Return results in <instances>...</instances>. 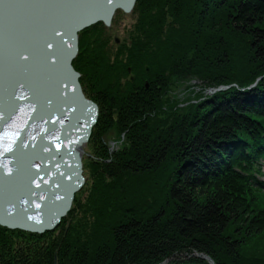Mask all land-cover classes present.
Segmentation results:
<instances>
[{
	"label": "trees",
	"instance_id": "trees-1",
	"mask_svg": "<svg viewBox=\"0 0 264 264\" xmlns=\"http://www.w3.org/2000/svg\"><path fill=\"white\" fill-rule=\"evenodd\" d=\"M136 5L141 33L130 46L112 59L96 42L99 22L83 31L73 61L101 98L93 102L109 124L102 130L116 126L128 145L117 160H104L99 189L113 188L116 204L97 203L91 248L77 250L72 262L212 264L198 256L205 254L214 264H264V192L255 176L264 158V0ZM168 72L206 85L185 115L178 102L169 104L176 119L164 129L158 115L166 110ZM221 86L229 88L206 95ZM171 165L177 167L169 171ZM69 236L30 262L55 264L69 253Z\"/></svg>",
	"mask_w": 264,
	"mask_h": 264
},
{
	"label": "water",
	"instance_id": "water-1",
	"mask_svg": "<svg viewBox=\"0 0 264 264\" xmlns=\"http://www.w3.org/2000/svg\"><path fill=\"white\" fill-rule=\"evenodd\" d=\"M136 2L137 0H0V69H12L8 73L23 71L35 55V63L30 64V67H34L31 71L43 67L45 63L49 69L48 78L57 83L50 87L51 91L39 86L40 90L43 89L41 93H37L41 96L46 94L45 98L53 101L50 106L46 101L43 105H48L50 110L59 111L64 116L60 122L67 125V129L61 132L65 139L60 141L58 136L55 139L56 143L63 142V145L55 148L57 155L50 161L52 167L56 163L57 172L67 171L65 175L71 177L80 172V166H76V149L82 140L86 142L90 138L99 118L98 106L86 98L79 81L80 74L73 66L79 53V33L99 22L109 26L118 10L130 13ZM116 41L120 43L118 39ZM24 54L29 57L27 61H21L20 57ZM47 57L53 58L52 64L43 62ZM129 72L131 73V69ZM130 81H134V76H130ZM228 88L221 86L209 91L215 93ZM78 131L86 134L84 137H75ZM49 167H43L42 172ZM56 178L61 181L64 176L56 175ZM208 261L214 264L209 257Z\"/></svg>",
	"mask_w": 264,
	"mask_h": 264
},
{
	"label": "rangeland",
	"instance_id": "rangeland-1",
	"mask_svg": "<svg viewBox=\"0 0 264 264\" xmlns=\"http://www.w3.org/2000/svg\"><path fill=\"white\" fill-rule=\"evenodd\" d=\"M135 7H137V5ZM135 7L130 13L118 10L109 26L105 25V23H97L99 24V31L97 32L99 36L98 39L96 38V42L97 44H103L106 53H109L112 59L122 47L130 46L132 44V40L138 36L137 34L141 33V29L139 31L136 28V26L138 27L139 15L135 11ZM187 26L188 24H185L184 28L186 29ZM176 28H178V25ZM83 31L79 33L80 42ZM91 33L92 32H90L88 36H90ZM92 37H94V35H92ZM117 39L120 41L119 44L116 41ZM90 42H93V39H91ZM82 47V45L79 47V53L81 52L80 48ZM191 53H193V51H191ZM121 57H123V55H121ZM209 62L210 61H206L205 64H208ZM168 74L170 79V87L166 96L163 98L166 110L158 115L159 120H164L167 122L168 126H164V129H170V127H172L174 124V120L176 119L174 109L169 107V104L171 105L172 103L178 102V107L182 108V110H179V113L185 115L187 113V109L190 107V103L196 102V98H202L205 96L201 91V87L206 85L205 81L204 85V82L194 75L189 78H181L175 76L171 72H168ZM127 80V78H124L122 83H126ZM79 81L83 93L87 96V99H92L91 101L95 100L101 103V98L98 97L94 87L89 84L86 78L82 79L81 74ZM213 94L214 93H210V91L206 93L207 96H212ZM182 114H180V117ZM107 125L109 124H103L101 123L100 119H98L97 124L92 129L90 138L78 147L76 155L78 161L82 165L85 183L75 193L74 201L70 211L62 218L61 222L55 227V229L50 232L46 231L44 235L42 234V236H40L38 234H30L28 232L18 231L19 229L9 231L6 230L7 228L4 229L5 227L3 228L0 225V264H35L30 261L36 257V253L38 251L42 250L45 252V249L48 250L52 243H60L63 237L66 235H70L72 238V240L66 244L70 251L65 256L61 257V260L57 258V260H55V264H73L71 256L77 250H90L93 232L95 229H98V218L96 216L97 203L100 201L102 203H106V205L112 206V203L116 199V197L111 196V191L113 188H106L107 190L102 191L99 189V186L104 183L102 179L98 177H100L102 174L101 172H103L102 169L106 164L105 161H107V159L109 161L112 159L117 160L122 148L128 145L125 139H120L121 134L116 126L112 125L107 127V129L102 130V128L106 127ZM150 146L151 147L147 148V151L154 150L152 142L150 143ZM175 167L177 166L173 167L171 165L168 167V169L169 171H172L175 169ZM165 172L168 173V171ZM156 176L157 175H152L153 181L157 180ZM106 182L109 183L111 181L107 180ZM161 184H159L158 190L163 189L164 192L165 188L164 186L161 187ZM111 185L115 186V191L121 186V181ZM129 197H131L130 194L128 195L127 200L131 202ZM131 212L134 214L135 211ZM198 256L208 260V256L205 254H198ZM167 263L168 262L165 264ZM90 264H92V262Z\"/></svg>",
	"mask_w": 264,
	"mask_h": 264
},
{
	"label": "bare ground",
	"instance_id": "bare-ground-1",
	"mask_svg": "<svg viewBox=\"0 0 264 264\" xmlns=\"http://www.w3.org/2000/svg\"><path fill=\"white\" fill-rule=\"evenodd\" d=\"M14 7H16V5H14ZM35 58L36 56L34 55V59L32 62H30V64L35 63ZM43 62H48L49 64H52L53 58L49 59V57H47L46 59H43ZM129 69H131V73L129 72L130 76L131 75L134 76V80H135V75H133L132 73V68H129ZM48 70H49L48 67L44 63L43 68L41 69L40 72H38V76L42 77L41 82L40 84H38V86H43V88H46V87L49 88V87H52L53 84H57L53 82V80H50L48 78L49 76V74L47 73ZM146 70L148 72L149 68L147 67ZM31 77H32V74L30 72H27L24 74L23 81L28 82L31 79ZM51 78H53V76H51ZM131 82H134V81H131ZM8 83L9 82H8V78L6 77V74L4 72H0V99L6 97L7 92L5 89L8 88ZM147 84L150 87L149 81L146 80L145 86ZM45 96L44 97L39 96L37 98V101H32L31 99H29L26 103V108L25 110H23V113L21 116L22 132L26 138L36 139L40 135V131H41L40 129H41V126L43 125L42 115L44 113L49 112L48 107L46 105L45 106L43 105L45 104L43 100L48 101L47 97L45 98ZM41 98H43V100ZM23 102H24L23 95L18 92V101L16 102L17 104L16 106H19L20 103H23ZM51 112L53 113L54 116H57L58 114V112L55 110H51ZM11 116L16 117L15 111L11 112Z\"/></svg>",
	"mask_w": 264,
	"mask_h": 264
}]
</instances>
